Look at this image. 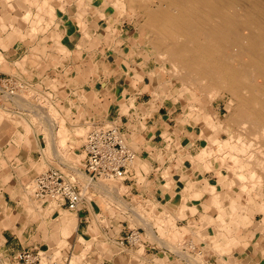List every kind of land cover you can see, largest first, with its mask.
<instances>
[{"label":"crops","instance_id":"0c3cea01","mask_svg":"<svg viewBox=\"0 0 264 264\" xmlns=\"http://www.w3.org/2000/svg\"><path fill=\"white\" fill-rule=\"evenodd\" d=\"M38 1L30 0L32 11L27 8L28 20L23 17L27 9L21 16H13L12 12L9 15L7 11L13 7L10 0L0 1V79H17L22 83L20 93L30 87L49 93L56 115L69 132L78 126L114 123L122 139L135 152L139 164L146 167L144 170L136 166L137 171L130 165L129 174L121 180L127 187L124 196H136L144 207L157 203L160 212L173 213L176 222L175 213L182 203L181 198L177 200L176 189L187 184V177L179 173L180 165L184 166L180 159L181 147H184L180 144L186 129L177 121L169 123L173 114L168 109L161 111L164 100L157 108L150 105V101L159 102V99L154 98L151 83L145 78L146 63L137 60L141 55L136 51L142 45L139 34L118 28L110 21L111 12L106 8H99L104 18L86 8V13H81L86 28L82 30L78 22L79 9L65 0H49L53 6V21L46 25L44 17L36 23L34 13L39 11ZM99 19L103 21L98 23ZM98 24L104 34L106 30L115 39L110 41L103 33L99 34ZM34 26H37L36 31H32ZM15 29L19 30L16 38L8 40L7 34ZM56 40L63 49L54 44ZM107 41L111 42L110 47L105 45ZM19 104L17 97L0 99V264H22L17 252L35 246L56 249L52 250L55 256L67 257L70 264L72 257L77 264H188L168 246L159 244L152 224V234L149 233V221L139 219L146 226L138 223L133 227L127 209L122 212L107 207L102 192L88 183L82 158L76 165L72 159L43 156L45 142L40 141L37 129L27 122L30 114L21 111ZM71 138L72 142L78 140L75 135ZM69 149L71 153L77 152L76 147ZM55 163L80 186L86 182L82 189L85 191L84 187H88L89 196L84 193L75 209L32 195L30 179L40 164ZM164 169L168 170L170 183L179 179L173 186L169 183V187H164ZM119 211L120 218L116 216ZM153 213L156 214L155 210ZM131 232H136V236L130 240ZM110 246H118L120 250L115 251ZM252 259L255 260L250 256L249 261L253 262Z\"/></svg>","mask_w":264,"mask_h":264},{"label":"bare ground","instance_id":"6f19581e","mask_svg":"<svg viewBox=\"0 0 264 264\" xmlns=\"http://www.w3.org/2000/svg\"><path fill=\"white\" fill-rule=\"evenodd\" d=\"M100 1L107 3V5L112 6V8L117 7L119 9L118 12L123 11L126 6H128V9H131L132 11H139L143 21L141 20L138 22H143L144 28L148 31L147 40L149 48L155 59V62L151 67V69H153L152 71H154L160 78L166 69L168 73L172 74L173 77L180 81L182 91L188 90V93L193 100L191 99V101L187 103L188 107L186 108H188L189 112L191 111L190 113L192 115L201 114L203 117V124L200 126H193V130L191 131L193 137H197L198 133H201L199 137H206L211 144L214 143L216 145V149L213 150L211 148L209 149V145H207L209 147L206 149V147H202L194 142L192 148H194L193 150L195 151L193 152L194 154L192 155V158H189V160L193 162H205L207 163V168L210 167L211 163H213L217 168L215 171H219L222 167L225 168L227 175L224 176L221 181L226 187H234L236 195L230 196L228 194V203H226L229 208H225V205L220 202L222 199H216L214 197L216 194L213 192V189L217 186V181L219 180H207L203 178L201 180L203 189L197 187V189L194 188L189 192V197L192 203L190 202L186 208L190 212H193L195 209V203L198 200L203 199L204 194L207 193L213 197V204H219L223 207L220 210L216 209L217 214L214 219L206 215L203 216L204 221H209L210 219L214 220L212 221L213 223H211L213 224L212 226L215 225V236L212 234L210 235V232L207 234L210 236L208 238H212L210 241L211 245L209 244L211 248H215L220 251L219 253H221V251L226 252L225 243L229 241L240 242L242 238L239 239L235 233H232L233 227H235L234 229H236L238 225L251 227L250 225L253 223V214H255L256 211L261 214V217L252 231L255 234V231L259 229L264 233V191L262 189L264 186V0ZM77 2H79V5H82L81 8V6L79 7L78 5L77 7L74 3L77 10L79 9V11H77V15H79L78 22L81 29H86H84L85 19H82L83 17L81 16L83 9L85 10L87 8L89 12H97L99 17H105V14L100 11L98 7L97 0H77ZM38 6L40 12L36 11L37 13L34 14V17H37L36 23H38V21L41 22L44 15L46 16L47 14L49 15L47 16L49 19H46L49 21L45 22L46 25H48L52 21V17L54 15L52 13V4L49 3V0H39ZM23 17L26 19L30 17L29 9L26 10ZM45 27L46 26L43 28ZM36 28L37 26H34L32 31ZM18 31V29H15L14 32L10 31L6 36L7 39L13 40L16 38ZM18 36L20 35L18 34ZM54 44L60 47V49H63V46L59 43V41H54ZM140 52L141 48L136 51L138 54ZM156 56H158L157 60ZM152 92L154 91L152 90ZM196 93H198V96ZM222 93L227 95V100L223 99V105L226 110L223 117L220 116L218 109L213 110L212 106L209 104L211 99L220 96ZM16 94L17 95H14L13 98L17 97V101L22 105V107L30 105V103L26 101L27 99L25 100L23 95H19V93ZM50 116H53L54 118V115L51 114ZM53 118H50L51 121ZM49 120L47 119L48 122ZM43 121L45 120L43 119ZM55 121L57 122V129L55 130V134H53L54 136L50 134V131L48 132L49 135L46 137L45 146L47 148L46 152L48 151L50 152V155L59 157L62 154L65 155L66 151H68V148L66 149L65 146V140L68 135L65 126H63L60 121H57V119ZM83 129L84 127H77L75 128V131H73V134H75V132L82 134ZM50 130L52 131L53 128L51 127ZM220 131L224 132L225 137L219 136ZM197 158H200L201 160H197ZM163 172H165L163 174L165 176L163 177H166L164 182L167 184L170 183V179H167L168 170L166 169ZM83 177H85V175ZM234 178H236L239 182H236ZM106 180L110 182L109 179L102 178L101 181L103 182H101V184L103 183L102 185H106V187L110 186L115 189L119 199L118 201H122V195L120 194L122 187L120 184L118 182L114 184L113 182V185H109L110 183L107 184L108 182ZM85 183H83V186H86L84 185ZM101 184L99 186L102 187ZM249 184L251 187L249 189L251 190L259 186L256 193L259 194L262 200L259 201L256 207H249L250 203L247 201L250 192L247 188ZM189 187H191L190 184ZM85 196H87V194ZM122 203L124 202L122 201ZM123 206H126V204ZM186 209L181 207L178 208L180 212L177 214L185 215ZM140 211L143 213L142 210ZM149 213L152 212L149 211ZM133 214H135V212ZM224 215H227L228 217L231 215V217H233L232 224L228 225L225 222ZM137 217H140L139 219H141L143 216ZM159 218L161 217L159 216ZM165 218V222L170 221L169 217L167 218L165 216ZM150 226L151 224L148 226L149 233L151 232ZM199 226L202 228L201 224ZM160 232L162 234L165 233L163 229H161ZM198 233L200 232L198 231ZM160 236L157 238L158 241L164 246L167 245L168 243L164 240V237L162 239V236ZM156 237L157 236H155V238ZM222 243H224V246H221ZM245 250L248 251V249ZM259 250L262 254L264 253L263 246H260ZM55 251L57 250L55 249ZM234 253L232 254L233 257L239 260L240 258H237ZM247 253L248 252H245V255ZM72 261H75V259H72Z\"/></svg>","mask_w":264,"mask_h":264},{"label":"rangeland","instance_id":"374dc122","mask_svg":"<svg viewBox=\"0 0 264 264\" xmlns=\"http://www.w3.org/2000/svg\"><path fill=\"white\" fill-rule=\"evenodd\" d=\"M62 1H64V0H62ZM82 1H84V0H82ZM89 1H91V0H89ZM34 2H35V0H34ZM97 2H98L99 8H101V9L106 8L108 12H111L110 13V17H111L110 21L112 23L115 22L117 24L118 28H122L126 31L129 30V32L135 31L136 34L140 33L139 34V36H140L139 41L142 42V45H140V48H141L140 55L141 56H139V58H137V60H140V61H143L144 63H146V71H147L146 74L147 75L145 78H147V80H149V82L151 83L150 86H152V87H150V89L153 88L152 90L154 91L153 92L154 98L159 99V102H155L154 100L150 101V105L152 108H154V107L157 108L158 105H160V103L162 104V101L164 100V103L162 104L163 108H161V111L162 110L166 111L165 109H168V110H171L172 114H173L172 115L173 120H171L169 123L172 125L175 121H177L180 124V126L182 125L183 128L186 129V131H183L184 140L181 142V144L179 143L180 146L183 145V147H184L183 149L181 147L182 151L180 152V159H181L182 164L184 166L180 165L179 169H182V170H179V173L182 175V177H187V184L183 185V186H182V184L179 185L181 187V190H179L180 187L176 189V193H177L176 197H178L177 200L179 198L182 199V203L180 204V206H178V208L181 207V208L186 209L188 207V205L190 204V202L192 203V201L189 197V192L192 191L194 188L197 189V187L203 189L202 188L203 184L201 183V180L203 178L207 179V180H216V179L219 180V181H217V183H218L217 186L213 189V192L216 194V196H214V197L216 199L217 198L222 199V201L220 200V202L223 205H225L224 206L225 208H227V207L229 208V206L227 205V203H228L227 196H228V194L230 196L236 195V190L232 186L226 187L225 184L221 181L224 178V176L227 175V171L225 170V168L222 167V168H220L219 171H215L217 168L213 163H211L210 167L207 168L206 167L207 163H205V162H193V161L189 160V158H192V155L194 154L193 152L195 151V150H193L194 148H192L194 142L199 144L202 147L203 146L206 147V149L210 146L209 149L211 148L213 150L216 149V145L214 143L211 144V142L206 137H202V136L199 137L201 133H198L197 137H193V134L191 133V131L193 130V126L194 125L200 126L201 124H203V122H202L203 117L201 116V114L192 115L190 113L191 111L189 112L188 108H186V107H188L187 103L189 101H191V99H192V97H190V94L188 93V90L182 91L181 90L182 85H181L180 81L177 80L175 77H173L172 74L168 73L166 69L164 70L163 75L160 78L157 76V74L154 71H152L153 69H151V67L154 64L155 59L152 55V51L149 48V43L147 40L148 31H147V29L144 28L143 22L139 23L141 20L143 21V19L141 18L140 14H139V11H132L131 9H128V6H126L123 11L120 10L121 12H118L119 9L117 7L112 8V6H108L107 3H104L100 0H97ZM10 3H11V6H13V8L10 7L8 9L7 12L9 13V15H11V12H12L13 16H21V13L23 11H25L27 8L31 9L30 12L32 11V8H31L32 5H31L30 0H13V1L10 0ZM65 3H75L77 5V7L79 5V2H77V0H65ZM14 5H16V7ZM80 6L82 8L81 4L79 5V7ZM116 9H117V11H116ZM83 11H84V9H83ZM17 13H18V15H17ZM82 13H86V9ZM52 15H51V17H52ZM47 16H49V15H47V14H46V16L44 15L45 20L49 21V20H47V19H49ZM78 17H79V15H78ZM52 21H53V19H52ZM102 21L103 20L99 19L98 23H101ZM27 22H29V21H27ZM98 27H99V34L102 35L103 28L101 27V24H98ZM105 33L106 34L103 33V35L107 40L111 39L110 41H112L115 39L113 37V35L111 33H107L106 30H105ZM99 42H100V40H99ZM110 44H111V42L108 43V41H107V43L105 45H107L109 47ZM146 59H147V62H146ZM157 59H158V56H156V60ZM150 71H152V72H150ZM168 76H169V78H168ZM50 87L52 89H55V86H53V85H51ZM27 92H21L20 93V90L16 92V93H19V95H23V97H25V100L27 99L26 101L30 103V105H27V106L25 105L23 107L21 104H19V107H20L19 109L21 111H25L27 114H30L27 118L28 121L27 120L26 121L29 123L30 122L32 123L33 128L35 130L37 129L36 131L35 130L34 131L37 132V134L39 135L40 141H44L46 144L45 140H46V137L49 135L48 132L50 131V134L53 135V134H55V130L57 129L56 128L57 122L55 120L57 119V121H60L62 123V125H63V121L61 118H58L59 115H56L52 100H51V98H49L50 97L49 93H43L41 90L35 91V89H33L32 87H30L27 90ZM16 95L17 94H15V96ZM196 95L198 96V93H196ZM41 97H43L44 99ZM223 99L227 100V95L224 93L220 94V96L214 97L213 99H211L209 101L210 102L209 104L212 106L213 110H215V109L219 110V114L221 117H223L225 112H226L225 107L223 105V102H224ZM39 103H42V104H39ZM37 105L41 106V107H38ZM45 105H47V106H45ZM51 114L54 115V118H53V116H50ZM45 117L48 120L50 118H53V120L51 121V119H50L48 122ZM165 117H168L167 114L165 115ZM43 119L45 121H43ZM53 125L55 126V129H54ZM48 127H50V128L52 127L53 130L51 131L50 129H48ZM78 127H80V128L84 127L85 130L83 129L82 134L76 133V132H75V134H73L74 130L72 132H69L68 129H66V127H65V129L67 130V135H68L66 137V140H65V146H66V149L68 148L67 149L68 151H66L65 155L62 154L63 155L62 156L60 154L61 156H59V158L63 157V159H72L73 158L71 161L75 160L74 163L76 165H79L78 164L79 159L82 158L81 143L83 141L84 135H85L87 129L89 128V126H87V127L86 126H78ZM219 134H220L219 135L220 137H225L224 132L220 131ZM72 135L77 136L78 140L75 142H72L70 140ZM39 139H36L37 143H38ZM166 139H167V142H169V137H166ZM67 143H69V144H67ZM207 145H209V146H207ZM70 146L72 148L76 147L77 152L71 153L70 151L72 149H69ZM46 149H47L46 146H44L42 148L43 156H46L47 158H51L52 155H50V152H48V151H47L48 152L47 153ZM74 156H75V158H74ZM56 157L58 158V156H56ZM51 159H54V158H51ZM197 160H201V159L197 158ZM130 164L133 167L139 166V168L141 167L144 170H146L145 164H141V163L139 164V161L136 157H134V160ZM51 166L52 167L53 166L59 167L60 165H59V163H55V164H52L50 166L40 164V166L37 169V173L40 171H43L46 168L51 167ZM135 169L138 171L137 167ZM164 170H166V169H164ZM164 173L165 172H163V174ZM190 178H192V179H190ZM234 179L236 182H239L236 178H234ZM109 180H110V182H108V180H106L108 182L107 184L110 183L109 185H113V182H114V184H116L118 182L120 184V186L122 187L120 194L122 195L121 200L124 203H122V201H118L119 199H118V196L115 192V189H113L110 186L106 187V185H102L103 183L101 184V182H103V181H101V179H99V180H97L99 183L97 181H96L97 183L93 182V187L95 189L102 190V191H100V190L99 191L102 192V198L105 201V203L107 204V207H114L116 209H120L121 211L127 209L128 212L126 214L130 218L131 225L133 224V227L138 225V223H139V225H142V223H140V221L138 220L140 217H137V216H143L142 218L144 219V221L149 219L147 221H149L150 224H152L155 236H157V238H158V236H160V234H161L162 239L164 237V240L167 241V243H168L166 246H168L172 251H175V253L179 254L178 256L181 257L182 259L183 258H184V260L186 259L188 264H199V263L200 264H264V255H263L264 253L262 254V252H260V250H259L260 246L264 247V233L261 232L259 229H257L255 231V234L252 231V229L255 228V226L258 223V220L261 217V214L259 212L256 211V213L253 214V218H252L253 223L250 225L252 228L251 227H243L242 225H238L236 229H234L235 227H233L232 233H235L239 239L240 238H242V239L240 240V242L229 241V242L225 243L227 253L222 252V251H221V253H219L220 251L216 250L215 248L214 249L211 248V246H210L211 242L210 241L212 238H208L210 236L207 235L208 232H210V235L212 234L215 236V225L212 226L213 225L212 221H214V220L210 219L209 221H204L203 216L206 215V216L212 217L214 219L216 217L215 215L217 214L216 209L220 210L223 207L219 204L218 205L213 204L212 203L213 197H211V195H208L209 193L204 194L203 199H200L195 203V209L193 212H190L189 210L186 209L187 211H185V215L184 214L182 215V214H177L178 212H180L177 209L176 213H175V215L176 214L178 215V216L176 215L177 221L174 222L175 219L172 218L173 213L169 214L171 212H164V211L160 212L161 207L158 208L157 203L156 204L151 203V204H149L150 206L144 207L143 205L140 204V200L136 196L131 195L129 198H126L124 195L127 194V187L122 184L121 179L115 178V179H112V181H111V179H109ZM195 180H197V181H195ZM177 181H179L178 178H176V180L173 183H171V184L168 183V184H169V186H173V184L177 183ZM191 181H193V182H191ZM100 184L102 185V187L99 186ZM168 184L165 183L164 187H169ZM189 184L191 187H189ZM107 188H109V189H107ZM247 188L248 189L251 188L250 184L248 185ZM258 189H259V186L255 189H252V190L249 189V191H250L249 192V198L247 200L250 203L249 207H256V205L259 203V201L262 200L261 197L259 196V194L256 193L258 191ZM262 189L264 191V186ZM88 190H89L88 187H86L85 188V194H87V195L89 194ZM103 190H105V191H103ZM180 194H182V195H180ZM113 199H115V200H113ZM116 199H117V201H116ZM241 199H242V197H241ZM124 204H126V206H123ZM129 204H131V205H129ZM140 208H142V209H140ZM140 210H142L143 213ZM147 210L151 211L152 213H149V211H147ZM154 210H155L156 214L153 213ZM134 212H135V214H133ZM136 212H137V214H136ZM119 214L121 215L120 211L117 212L116 216L120 218ZM141 214H143V215H141ZM155 215H156V217H155ZM157 215H158V217H157ZM144 216H145V218H144ZM159 216L161 218H159ZM165 216L167 218L169 217L170 221L165 222L164 221V219H166ZM154 217L156 218V220ZM142 218H141V221H143ZM224 219L228 225L232 224V222H233V217H231V215H230V217H228L227 215H224ZM168 222H170V223H168ZM207 223H210V224H207ZM200 224L202 225V228H201V226H199ZM175 225H177V226H175ZM143 226H144V223H143ZM189 226L190 227L192 226V227L190 228ZM161 229H163V231H165L164 234H162L160 232ZM183 229H185V230H183ZM233 230H234V232H233ZM198 231L200 233H198ZM90 243L91 242L87 243V246H89ZM159 244H161V243L159 242ZM221 246H224V243H222ZM110 247H113V249L115 251L120 250V247H118V246H110ZM256 247H258V248H256ZM175 248H178V249H175ZM244 248L248 249V251L245 250ZM52 250L53 249H50V251H52ZM245 252H248V253L245 255ZM233 253L236 255L237 258L239 257L240 259L238 260V259L234 258L232 255ZM243 255H245V256H243ZM250 256H251V258H255V260L252 259L253 262L249 261ZM72 258H71V264H76L78 261H72ZM181 258H179V259H181ZM58 261H60V260L58 259ZM198 261H199V263H198ZM43 263H46L45 259L43 260Z\"/></svg>","mask_w":264,"mask_h":264},{"label":"built area","instance_id":"2783aa9c","mask_svg":"<svg viewBox=\"0 0 264 264\" xmlns=\"http://www.w3.org/2000/svg\"><path fill=\"white\" fill-rule=\"evenodd\" d=\"M22 87L17 79H0V99L13 97ZM82 169L88 183L99 179H124L135 152L120 135L112 122H100L90 125L81 143ZM32 195L41 200L61 202L68 209H75L83 200L85 191L74 178H68L59 167H48L36 173L29 183ZM136 232L129 235L135 238ZM22 264H70L69 259H59L50 250L37 246L23 248L16 254ZM45 259L46 263H43ZM49 259V260H47Z\"/></svg>","mask_w":264,"mask_h":264}]
</instances>
